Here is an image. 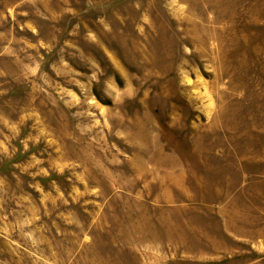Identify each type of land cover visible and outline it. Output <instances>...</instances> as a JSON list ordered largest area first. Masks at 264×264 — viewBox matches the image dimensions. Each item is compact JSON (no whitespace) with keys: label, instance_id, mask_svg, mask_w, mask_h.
Segmentation results:
<instances>
[{"label":"rangeland","instance_id":"rangeland-1","mask_svg":"<svg viewBox=\"0 0 264 264\" xmlns=\"http://www.w3.org/2000/svg\"><path fill=\"white\" fill-rule=\"evenodd\" d=\"M0 264H264V0H0Z\"/></svg>","mask_w":264,"mask_h":264}]
</instances>
